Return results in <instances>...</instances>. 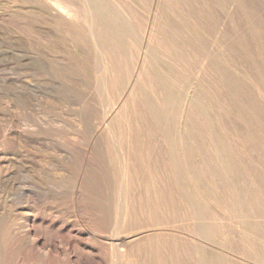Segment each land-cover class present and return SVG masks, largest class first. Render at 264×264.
<instances>
[{
	"label": "rangeland",
	"instance_id": "rangeland-1",
	"mask_svg": "<svg viewBox=\"0 0 264 264\" xmlns=\"http://www.w3.org/2000/svg\"><path fill=\"white\" fill-rule=\"evenodd\" d=\"M97 45L115 50L107 82ZM97 80L102 88L94 89ZM133 88L146 98L139 107L145 145L154 127L149 105L159 103L161 204L154 210L148 202L147 174H131L139 186L125 224L115 211L123 203L120 176L99 178L95 204L97 211L108 205V223H87V209L49 199L50 227L39 230L38 247L45 242L53 253L13 239L5 264H109L126 247L153 248L148 264H264V0H0L2 178L31 169L58 179L60 156L28 147L18 131L33 124L53 134L63 119L86 112L92 133L93 120H110ZM40 104L50 114L43 122ZM61 176L68 199L74 188L69 174ZM67 230H83L92 250L78 245L66 251L70 261L57 257Z\"/></svg>",
	"mask_w": 264,
	"mask_h": 264
},
{
	"label": "bare ground",
	"instance_id": "bare-ground-1",
	"mask_svg": "<svg viewBox=\"0 0 264 264\" xmlns=\"http://www.w3.org/2000/svg\"><path fill=\"white\" fill-rule=\"evenodd\" d=\"M110 17L113 19L112 16ZM93 35L94 39L98 41L99 37L95 33ZM113 49V47L96 46V52L101 55L102 65L100 70L105 82H107L105 75L109 73L113 66L112 57L115 54ZM143 51L146 56L149 54L148 47ZM150 60L154 62L155 57H151ZM99 85V80H97L94 89L102 88ZM104 86L106 87L107 84H104ZM138 93L136 88H133L131 94L123 100L110 120L104 119L103 116L95 118L93 123L95 126L99 125L98 130L101 129L100 131L90 132L91 119L86 112H81L70 120L63 119L62 124L57 126L58 131L53 134L38 131L40 128L33 127V124L30 125V128H21L18 131L19 140L28 147L38 144L40 150H42L41 148L44 149L43 151H46L49 147L60 156L59 160L61 161L57 166V173L60 177L49 180L44 174L31 169L22 174L21 179H4L0 176V190H4V192H0V202L3 200L6 208L4 213H0V264H5L11 246L10 240L13 239L16 247L28 245L45 256L53 253V248H49L45 242L42 243V247H38L41 243L39 230L50 227L46 226L48 218L45 214L46 207L43 206L49 199L55 202H69L75 209L81 207L87 209L88 213L84 216V221L87 223L95 221L108 223L110 221V214L107 213V211L109 212L108 205L104 204L98 211L96 209L94 182H97L99 178H104L105 181L110 182L120 176L121 184L124 187L122 189L123 194L119 199L122 198L123 203L122 205H115V211L116 214L119 213L123 216L125 224L129 223L134 208L133 185H136L138 181L137 177L135 178L131 174H136V176L137 174H147V186H145L147 199L149 203L153 204V209H157L162 201L160 190L161 165L159 146L156 139L158 132L155 126L156 107L153 104H158L157 110L159 111V103L155 98L154 102H151L153 104L149 105V115L150 118L152 117L150 121L154 127H151V138L148 145H145L144 112L141 114L139 107L145 105L146 98ZM87 104L84 100L81 108L83 109ZM39 107L36 113L38 120L43 122L50 115L49 110H46L41 104ZM49 108H55V105H49ZM4 127L11 128L8 124ZM67 137H70V141ZM78 139L83 143V146L76 144ZM77 148L80 149L76 150ZM63 152L67 156H62ZM70 161L74 165L69 164ZM64 172L69 174L67 183L74 188L72 190L74 196L71 195L68 199L67 192L64 189L65 183L61 182V174H64ZM91 174H95L93 179ZM119 193L118 191L117 195ZM20 196H23L22 201L19 200ZM140 200H142V196H140ZM20 204L22 206L17 207ZM153 209L151 213L154 212ZM14 211L19 213L17 214ZM35 223L38 224V228ZM64 229L63 226L57 228L59 232ZM72 231L74 230H67L68 233L64 236L66 237V245L59 248L56 253L57 257H62L68 261L71 260V257L70 253L66 251H69L73 246L79 245L92 250V246L81 237V233H84L83 230H78L74 234ZM92 236L94 237V235ZM59 237L61 238V236ZM127 245L129 246V243ZM153 254H155L153 248L136 254L126 247L120 255L113 252L109 264H148ZM140 255L144 257L143 260Z\"/></svg>",
	"mask_w": 264,
	"mask_h": 264
}]
</instances>
